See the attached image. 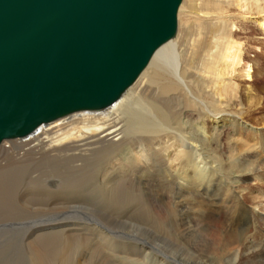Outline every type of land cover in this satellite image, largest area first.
I'll return each instance as SVG.
<instances>
[{
    "label": "bare ground",
    "instance_id": "6f19581e",
    "mask_svg": "<svg viewBox=\"0 0 264 264\" xmlns=\"http://www.w3.org/2000/svg\"><path fill=\"white\" fill-rule=\"evenodd\" d=\"M232 6L242 11L244 21L256 19L254 23L264 32V0H184L176 37L155 53L139 79L112 107L59 119L20 140L18 147L4 142L0 148V219H18L26 210L37 216V200L28 199L27 189L35 194L42 177L27 169L37 164L38 170L47 160L52 182L48 181L54 182H47V187L85 193L96 183L103 187L104 201L98 205L109 209L138 200L140 190L154 189L148 198L150 208H146L161 232L143 230L169 243L171 250L161 253L149 242L153 249L146 242L142 246L163 255L159 264H264V157L256 161L264 156V132L252 131L254 126L247 122L264 113V87L255 88L258 79L264 82V66H260L264 50L249 58L245 39L250 43L252 33L235 22ZM234 27L240 31L234 32ZM211 92L218 96L217 106L207 104ZM244 132L259 141L239 148ZM257 150L262 154L255 156ZM98 163H103L102 169ZM157 167L166 187L174 191L173 199L154 185ZM251 180L260 183L258 195L233 193V185ZM26 183L35 187L23 190ZM216 188H225L229 200L205 208L202 196L206 198ZM49 201L39 203L61 219L49 222L42 235H37V224H32L16 243L17 255L19 251L29 264H80L73 262L72 254L73 248H79L85 252L82 264L94 260L100 264L94 242L71 233L79 226L67 223L80 207ZM224 205L233 209L231 215L225 216ZM196 212L202 217L193 216ZM107 234L98 236L105 240L111 235Z\"/></svg>",
    "mask_w": 264,
    "mask_h": 264
},
{
    "label": "water",
    "instance_id": "95a60500",
    "mask_svg": "<svg viewBox=\"0 0 264 264\" xmlns=\"http://www.w3.org/2000/svg\"><path fill=\"white\" fill-rule=\"evenodd\" d=\"M183 0H0V148L112 107L174 39Z\"/></svg>",
    "mask_w": 264,
    "mask_h": 264
},
{
    "label": "rangeland",
    "instance_id": "374dc122",
    "mask_svg": "<svg viewBox=\"0 0 264 264\" xmlns=\"http://www.w3.org/2000/svg\"><path fill=\"white\" fill-rule=\"evenodd\" d=\"M234 2H235V0H234ZM229 9H230V14H232V17L236 19L235 22H237L239 24V26L240 25L246 26L247 32L252 33V36L249 37L251 40L250 43H249L248 39H245V41L248 42L247 47L250 48L249 58L254 59L257 55H261V52H262L261 50H264V32H262L261 27L258 24L254 23V21L256 19H250L249 18V20H251L252 22L244 21L247 18L242 16V14H241L242 11L240 9H238L236 6H232ZM253 16H255V15H253ZM257 16H259V15H256V17ZM252 18H255V17H252ZM257 20H260V18L258 17ZM178 21H179V17H178ZM178 24H179V22H178ZM233 30H234V32L240 31L237 27H234ZM262 65L264 66V60L260 61V66H262ZM242 80H245V79H242ZM261 83H262V79H258V83L255 85V88L264 87V82L262 84ZM210 91H211V89H210ZM216 98H218L216 93L212 94V92H211L208 95V97L206 98L207 104L212 105V106H217L218 102H217ZM262 115L264 116V113H262L260 115H256L255 121L254 120L247 121L249 126H254L253 127L254 129L252 131H255L256 129H260V130H262L261 132H264V125H262L263 122H261V119L263 118ZM247 135H248V137H246ZM241 137H243L242 139L245 143L242 142L241 146H238L239 148H242V147L245 148L246 145H253L254 146V144H256L257 141H259V140H252L254 137V135L252 133L248 134V133L244 132ZM25 139L7 141L4 144L7 143L9 145V144H13V143L15 144L16 143V145H17L20 140H25ZM18 146L19 145H17V147ZM260 154H262L261 151L257 150V153L254 155L258 156ZM263 157L264 156L262 154L260 157L257 158L256 161L261 160ZM10 160H12V159H10ZM45 163L43 165H41L39 167L40 169L38 168V170H37V164H35L36 166H34V164H31V166H29V168L27 169L28 171H35L36 172L34 174L35 176L36 175L39 176V174H41L40 177H42L39 180L40 185L38 186V184H37V186H36L38 189L35 190V191H37V192H35V194L33 192H30V190L32 191V188L27 189V192H28L27 196H29L28 199L34 198L37 200V213H38L37 216H36V214L34 215L32 212L29 213V211L26 210V212L23 211L22 216L18 219H11V221H9V218L4 219V220L0 219V264H9V261H12V260H14L15 262L17 261L14 264H29L27 259L22 257V254H20L19 251H18V253L20 255L19 254L17 255L16 243L17 242L19 243L21 241V239L24 237V235H26V233L28 232V229L31 228L32 224H37V235H42V234H44L43 230L45 228H48V226H50V225H48L49 222L56 221V220L59 221L61 219V217L59 215H57V213L49 211L47 209H43V208H46V206L41 207V205L43 203L44 204L48 203V201L50 199L51 200L49 201V203L50 202H57L59 204V206H62V205L64 206V204L65 205L71 204V205L78 206L80 208L82 207L81 208L82 210L85 209L86 212L84 213V211L82 212V210L79 208V210H77V212L74 213V215L72 214L73 216L70 218L69 221H67V223H69L70 226H79L78 229H74L71 233L76 234V236H79V238L80 237L82 238L84 235V238L89 239L92 243L94 242L93 243V249H95L94 251H95L96 256H98L97 259L100 260L99 261L100 264H131V263L135 264V262H136V264H159L160 262L162 263V261H160L162 258L161 256H163L161 253H164V252L168 253V250L170 249V244L169 243L164 244V243L156 240L153 236H150L152 234L148 235V233H146L145 230H143L145 228L146 229L150 228L159 234L161 232V231L158 232V229L160 230V228L157 225L156 220L153 219V217L150 213V210L149 209L147 210L148 207L150 208V206H148V204H149L148 198L153 193H155L154 189L151 190V188H150L147 190H140L136 194V196L139 197L138 200H135L136 202L132 200V202H129V203L123 204V205H119V206H117V208H110L109 209V207L107 208V206L104 207V206L98 205V203H100L101 201H104V199L102 198L103 194L101 192V190H103V187L101 185H96V183H92L91 187H93V188L86 190L85 193L83 192L84 194L81 192H77V191H71L68 188H64V190H62L63 187L60 188V186H58V187L54 186L55 188L54 187L52 188L51 186L47 187V185H48L47 182L51 183L52 181H51L50 176H49L51 170L49 169V167H50L49 164L47 165V160ZM12 164L13 163H11V165ZM102 164L103 163H101V164L98 163V165H100V169H102L101 168ZM89 165H91V164H89ZM159 170H160V173H159ZM162 176L163 175L161 173V169H159L157 167L154 170V174L152 176L153 181H156L154 183V185H156V187L158 186L157 187L158 192L163 190L161 192V194L163 193V195L166 197L168 196V198H170L172 196V198H170V199H173L175 197L174 191H172L170 188L166 187V185L164 184V181L162 179ZM49 179L51 182L48 181ZM63 181L66 182L65 178L61 179L62 183H64ZM51 184H54V182ZM28 185H31V184L26 183L25 186H23V190H26V187H28ZM31 186H34V185H31ZM41 186L43 188H40ZM232 187H233V193L235 195H240V196L241 195L242 196H246V195L256 196L259 193L258 189H261L260 183L258 181H254V180L235 184ZM58 188H60L61 190L59 189L60 190L59 191ZM164 188H165V190H164ZM244 188H245V191H244ZM220 189L221 188H216V189L210 191L208 193V195L206 196V198H205V196H202L203 199L200 202L202 203L204 201L205 208L206 207L209 208L210 205H212L214 203H220L221 204L226 199H228L227 190L225 188H222L220 191ZM65 190L67 193L64 192ZM95 190H97V191H95ZM242 190H243V192H242ZM87 191H88L89 195L86 194ZM73 192H74V194H73ZM168 192H169V195H168ZM93 194H95V195H93ZM124 194L126 195L127 193H124ZM63 195H65V196H63ZM46 196H47V198H46ZM41 197H42V199H41ZM141 197H143V199ZM96 198H98V199H96ZM125 198H127V197H125ZM41 200H43V201H41ZM142 201L145 203V207H144V205H143L144 203ZM39 202L41 203V205ZM80 203L81 204L84 203V204L80 205ZM194 203L197 206L196 208H198L199 207L198 202L196 201ZM86 204H88V205L85 206ZM224 206H225V208H223V211H224L225 216H227L228 214L231 215V212L233 211V209L231 210V209L226 208L227 205H224ZM90 207H91V209H90ZM145 208H146V210H145ZM38 209H40V211ZM140 210L143 213H141ZM148 211H149V213H148ZM82 215L83 216L86 215L88 217H86V216L83 217ZM196 215H198V217L199 216L202 217L201 214L199 215V213H197V212L193 213V216H196ZM138 216H140V217L138 218ZM149 217H150V219H148ZM204 217L205 216H203V218ZM145 219L148 220L146 222L147 225L145 224L146 226L143 224H140L141 221H142V223H145ZM151 222H153V223H151ZM134 224L136 225L135 229L133 228ZM137 226H142L143 228L139 229ZM105 233H109V235L111 234L110 236L107 234V236H109V237L105 240L98 236V235H103ZM130 234H132V235L130 236ZM156 237H158V236H156ZM131 238H132V240H131ZM144 242H146L150 246V248H152V249H153V246L149 243L155 244L156 249L161 253L157 252L156 250L149 251L148 249L144 248L142 246V245L146 244ZM84 253L85 252L80 250L79 248H73V251H72L73 262L76 261V263L80 262V264H82L83 260H81V259H82ZM20 257H22V258L19 259ZM124 257H125V259H124ZM129 258H131V259H129ZM121 259H123V260H121ZM154 260H158L159 262L155 263ZM137 261H140L141 263L137 262ZM99 262H97V263H99ZM93 264H95V260H94ZM167 264H171V263L167 262Z\"/></svg>",
    "mask_w": 264,
    "mask_h": 264
}]
</instances>
